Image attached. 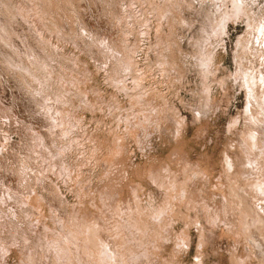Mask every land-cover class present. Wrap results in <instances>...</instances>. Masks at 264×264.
Instances as JSON below:
<instances>
[{
  "label": "rangeland",
  "instance_id": "374dc122",
  "mask_svg": "<svg viewBox=\"0 0 264 264\" xmlns=\"http://www.w3.org/2000/svg\"><path fill=\"white\" fill-rule=\"evenodd\" d=\"M0 264H264V0H0Z\"/></svg>",
  "mask_w": 264,
  "mask_h": 264
},
{
  "label": "bare ground",
  "instance_id": "6f19581e",
  "mask_svg": "<svg viewBox=\"0 0 264 264\" xmlns=\"http://www.w3.org/2000/svg\"><path fill=\"white\" fill-rule=\"evenodd\" d=\"M254 21V20H253Z\"/></svg>",
  "mask_w": 264,
  "mask_h": 264
}]
</instances>
